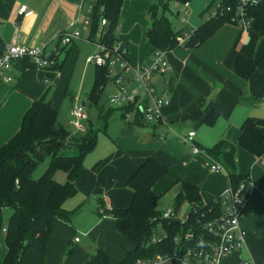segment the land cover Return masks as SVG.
Returning <instances> with one entry per match:
<instances>
[{"label":"crops","instance_id":"1","mask_svg":"<svg viewBox=\"0 0 264 264\" xmlns=\"http://www.w3.org/2000/svg\"><path fill=\"white\" fill-rule=\"evenodd\" d=\"M90 2L0 0V36L5 48L15 44L51 54L59 45L61 33H81L80 39L60 52L63 66L50 86L49 100L58 111V118L66 106L71 115L83 101L86 108L89 103L90 92L87 95L84 91L86 83L90 85L91 81L87 60L92 43L83 18ZM23 6L27 10L19 15ZM175 6L187 12L189 4L175 3ZM147 8L145 0H125L120 14V24L122 21L123 24L116 33L118 40L129 48L127 61L135 68L148 63L153 54L148 33H145L150 22L141 16ZM80 26L88 31L84 38ZM263 54L264 39L234 24L223 25L199 46L166 51L164 58L171 71L164 76H154L151 83L157 90L168 93L169 102L162 110L163 122L154 125L144 123L139 111L146 100L144 89L133 71L126 72V77L131 76L125 80L124 75L123 83L128 82V85L125 83L127 94L138 93L136 102L120 107L123 110L121 121L111 129L107 124L101 131L104 134L101 149L97 142L94 151L86 157L74 190L64 203L71 222L55 224L48 264H83L98 250L118 263L126 253L133 251L134 245L119 234L115 220L107 214L101 215L100 208L106 212L130 206L133 191L128 181L148 157L168 167V173L153 188L157 195L176 189L175 198L182 183L187 182L199 188L205 204L221 197L231 186L230 180L225 172L212 171L206 157L192 153L191 146L183 141L189 131L195 132L194 142L202 149L214 148L220 142L233 146L236 172L251 183L239 218L240 227L247 233L245 245L220 264L245 261L264 264V166L259 163V157L239 144L244 121L248 117L264 119V73L255 72L251 77L242 78L235 71L240 56L258 59ZM4 75L12 81L0 78V148L19 132L24 114L45 89L33 59L28 56L16 60ZM127 106L133 109L125 110ZM212 112L217 116L214 124L209 125L206 119ZM69 248L73 250L70 255L67 254Z\"/></svg>","mask_w":264,"mask_h":264},{"label":"trees","instance_id":"2","mask_svg":"<svg viewBox=\"0 0 264 264\" xmlns=\"http://www.w3.org/2000/svg\"><path fill=\"white\" fill-rule=\"evenodd\" d=\"M194 1L198 0L161 1L159 5L151 6V32L147 38L153 47V53L177 48L178 38L185 35L182 30L175 31L165 15L169 11V4L175 2L188 5ZM215 1L212 0L206 11L218 6L217 14L211 15L199 28L187 33L190 39L184 47L199 46L223 25L233 24L238 0H220L218 4ZM124 2L125 0H91L92 10L88 15L90 24L87 27L91 41L108 49L120 43L121 48L129 50L116 36ZM246 16L251 22L250 30L264 39V0H257L256 4L247 7ZM102 19L107 22L105 26H101ZM60 51L63 53L66 49ZM4 52L5 44L0 36V56ZM62 66L63 62L60 61L49 72L39 73L41 82L48 78L50 84L44 85L43 95L24 114L19 132L0 148V230L2 213L6 209L13 211L7 224L3 226L6 228L5 255L1 264H48L49 244L55 224L71 222L64 203L74 190L86 157L97 145L98 132L103 131L108 124L107 118L103 117L104 107L99 110V126L94 127L88 119L84 133L74 134L59 122L58 111L52 107L49 94L51 83ZM235 71L242 78L251 77L255 72L264 73V54L258 59L240 56L236 61ZM112 80L107 67H95L88 108L99 106L102 92ZM110 106L111 111L120 109ZM132 109L125 107L128 111ZM216 116L217 113L212 112L206 122L213 125ZM239 144L253 156H264V119L248 117L241 126ZM206 152L224 167L231 186L237 187L241 182L248 181L236 172L233 146L220 142L214 148L206 149ZM47 159L49 164L46 171L40 178L34 179L33 174ZM167 173V166L148 157L128 181V186L133 191L130 206L123 210L105 212L115 220L119 234L134 245L133 251L126 253L122 261L115 263L105 252L98 250L83 264H135L141 258L151 257L165 250L166 241L156 245L149 244V241L155 233L156 220L160 216L158 203L161 196L153 188ZM61 177L64 180H60ZM175 200L176 210L185 200L192 209L204 213L211 211L208 218L216 217L221 212V205L217 200L205 204L199 188L191 183H182ZM192 221L194 222L193 218ZM180 225V222H162L170 237L181 229ZM72 251L69 248L67 254L70 255Z\"/></svg>","mask_w":264,"mask_h":264},{"label":"built area","instance_id":"3","mask_svg":"<svg viewBox=\"0 0 264 264\" xmlns=\"http://www.w3.org/2000/svg\"><path fill=\"white\" fill-rule=\"evenodd\" d=\"M257 3V0H238V6L234 11L232 22L243 30L251 29V22L247 18V7ZM218 4V3H217ZM217 8H219L217 6ZM217 8L211 14H217ZM27 7L23 6L19 10V15L26 12ZM91 3L87 6L83 24L88 27L90 24L89 14L91 13ZM107 24L102 19L101 26ZM81 37L79 31L63 32L59 35V45L51 53L46 54L43 49L26 48L12 44L5 48V52L0 56V78L6 82H11L12 78L4 75L11 70L13 63L23 56L33 59L35 68L39 73L49 72L55 67L59 60L60 49L68 48L74 40ZM190 36L184 35L178 38V47L183 48L189 41ZM95 47V52L87 62L95 67H107L110 75L114 74L113 67L116 62L120 63L121 72L133 71L135 79L140 83L146 94V100L141 105V115L144 123L154 125L163 122L162 110L169 102V96L166 91L157 90L151 83L154 76H164L171 71V67L164 58L165 52H155L151 59L145 65L137 68L132 67L127 61L128 51L121 48L120 43L115 44L111 49L104 45L91 41ZM112 77V76H111ZM119 92L109 99V104L121 107L125 103L133 105L136 102L138 93L127 94L125 86L121 85L120 76H115ZM43 85H49L48 78L43 80ZM71 125L75 133H84L86 131L85 122L87 121V112L84 107L77 106L71 112ZM195 132L189 131L183 141L191 146L194 155H202L211 162L212 171L225 172L224 167L213 160L205 149L198 147L195 142ZM259 163L264 166V156L259 157ZM251 190L250 181H243L237 187L230 186L229 189L217 199L221 205V212L218 216L208 218V213L192 209L190 207L188 214L180 218L178 210L166 209L160 211V216L156 220V230L151 237L149 244L156 245L165 242V250L151 257H145L137 260L135 264H220L233 254L239 253L247 239V233L240 227L239 218L242 208ZM100 214L104 215L105 210L100 208ZM194 219V222L192 221ZM163 221L180 222L181 229L176 231L173 236H169L168 231L162 226ZM3 233L6 228H3ZM163 232L161 237L158 235ZM170 237V238H169ZM79 239L76 238L75 242ZM168 241L170 244H168ZM241 264H254L251 261H245Z\"/></svg>","mask_w":264,"mask_h":264},{"label":"rangeland","instance_id":"4","mask_svg":"<svg viewBox=\"0 0 264 264\" xmlns=\"http://www.w3.org/2000/svg\"><path fill=\"white\" fill-rule=\"evenodd\" d=\"M89 1V0H87ZM148 8L147 10L142 13V17H144L143 19H145L146 21L150 22V26L146 28L145 33H148V31L151 29V19L149 16V7L151 5H159L161 3V1L167 3L169 0H145ZM212 0H198V1H194L192 3L189 4L188 8H187V12L186 9L184 8H178L177 6H175V2H171L169 4V11H167L165 13V15L167 16V18L170 20V22L172 23L174 30L175 31H184V33H189L190 31H192V28H197L198 26H200L201 24H203L210 16L211 14L215 11V7L213 6L209 9V11H206L207 8L209 7V5L211 4ZM216 3L219 2V0L215 1ZM162 11V10H161ZM206 11V12H205ZM121 24H123V21L121 22ZM120 24V25H121ZM82 32V38H84V36H87L88 31L83 29L80 26V29ZM120 30V29H119ZM118 30V32H119ZM94 48V49H93ZM95 47L91 44V55L94 52ZM90 65V64H89ZM91 69H90V73H91V81H90V85L89 83H86V89L84 91V94H87L88 92L91 91L92 86H93V82H94V72H95V66L94 65H90ZM113 72L114 74H111L110 76L111 79H113L112 81H110L107 86L104 88V91L102 92V95L100 97V101H99V106L98 107H91V108H85L86 112L88 113V117H87V121L85 122V126L86 123L88 122V119L91 120V124L94 127H98L99 122L98 121V116H99V110L101 107H104V114L103 117L107 118L108 120V124L110 125V129L113 125H115L116 122L121 121V114H122V109H117V110H110V104H109V99L115 95L118 94V87H116V84L114 82L115 76H120L121 79V84L123 86H125V83L127 81L126 78H130L131 74H128V76L126 77L125 73L126 72H121L120 70V63L119 61L116 62V65L113 67ZM125 75V80L123 83V76ZM128 85V82L126 83ZM126 87V86H125ZM74 90L75 89H71ZM88 95V94H87ZM86 98V97H85ZM83 98V99H85ZM81 106V104L79 105ZM71 120H72V116L69 114V107L66 106V108H62L61 112H60V116H59V121L63 124L64 128L70 132L74 131V128L71 125ZM87 128V126H86ZM104 139V134L99 131L97 134V142L98 145H100V149H101V144L103 142ZM49 164V160H45V162H43L42 164L39 165V167L37 168V170L35 171V173L33 174V178L34 179H38L40 178L44 172L46 171L47 167ZM176 189H171L168 191L164 190L161 191L159 193L158 196H161L159 203H158V208L162 211V210H166V209H174L175 205H176V200L174 198V192ZM168 204V207H166V205ZM190 209V205L189 203H187V201L183 200L178 213H179V217L183 218L185 217ZM13 211L11 209H6L3 213H2V228L4 225L7 224L8 219L10 218V216L12 215ZM0 230V248H1V255H0V263L2 262L3 256L5 254V244H4V233L3 230ZM163 235V232H161L158 237H161ZM77 237L79 239H83V237L81 235H77ZM95 254V253H93Z\"/></svg>","mask_w":264,"mask_h":264},{"label":"water","instance_id":"5","mask_svg":"<svg viewBox=\"0 0 264 264\" xmlns=\"http://www.w3.org/2000/svg\"><path fill=\"white\" fill-rule=\"evenodd\" d=\"M150 32H151V29L148 31V33H150ZM81 106L84 107V108H86V102L83 101L82 104H81ZM114 107H116V106H114Z\"/></svg>","mask_w":264,"mask_h":264}]
</instances>
